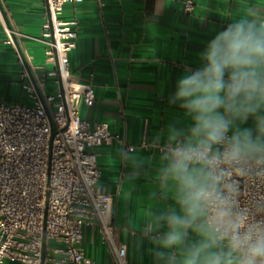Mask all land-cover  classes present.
<instances>
[{
  "label": "crops",
  "instance_id": "crops-1",
  "mask_svg": "<svg viewBox=\"0 0 264 264\" xmlns=\"http://www.w3.org/2000/svg\"><path fill=\"white\" fill-rule=\"evenodd\" d=\"M184 1L82 0L65 3L61 14L63 20L78 22L77 44L69 54L72 79L91 84L95 92L91 106L80 104V115L91 124L108 123L118 135L95 152L98 184L111 194L110 217L118 240L126 245L128 264H156L153 245L141 232L144 215L172 201L160 200L158 193L153 197L155 163L131 178L132 169L120 153L132 147L142 157H158L153 136L183 116L177 105L168 104L178 78L201 66L199 54L232 19L249 7L264 14V0H193L189 13ZM46 17L45 0H0V101L30 102L22 88L30 77L22 76L26 69L15 44L6 43L10 31L40 89L59 90L58 78L48 75L55 64L46 61L44 45L37 40ZM253 124L249 118L245 126ZM81 248L95 264H114L96 222L83 228Z\"/></svg>",
  "mask_w": 264,
  "mask_h": 264
},
{
  "label": "clouds",
  "instance_id": "clouds-1",
  "mask_svg": "<svg viewBox=\"0 0 264 264\" xmlns=\"http://www.w3.org/2000/svg\"><path fill=\"white\" fill-rule=\"evenodd\" d=\"M199 60L168 99L183 116L153 136L158 157L120 153L131 178L155 163L153 197L172 201L141 232L156 264H264V195L251 191L264 185V14L246 9Z\"/></svg>",
  "mask_w": 264,
  "mask_h": 264
},
{
  "label": "built area",
  "instance_id": "built-area-1",
  "mask_svg": "<svg viewBox=\"0 0 264 264\" xmlns=\"http://www.w3.org/2000/svg\"><path fill=\"white\" fill-rule=\"evenodd\" d=\"M80 1L45 0L47 17L37 40L46 61L55 64L48 75L58 78L61 90L45 93L35 80L40 98L23 71L30 102L0 101V264H42L43 231V264H95L81 248L83 228L92 222L114 264H128L126 245L110 217L111 194L98 184L95 152L118 135L106 122L91 124L81 117L80 104L91 106L95 92L91 84L74 81L69 67L78 22L61 14L65 3ZM193 5L185 0L183 10L189 13ZM12 34L7 32L6 43L14 44ZM251 191L264 195V185Z\"/></svg>",
  "mask_w": 264,
  "mask_h": 264
},
{
  "label": "water",
  "instance_id": "water-1",
  "mask_svg": "<svg viewBox=\"0 0 264 264\" xmlns=\"http://www.w3.org/2000/svg\"><path fill=\"white\" fill-rule=\"evenodd\" d=\"M2 15H3L4 20H6V17H5V15H4V13H2ZM11 36H12L13 42H14V44H15V46H16L17 52H18V54H19V56H20V58H21V60H22V62H23V64H24V66H25V69H26V71H27L29 77H30L31 83L33 84V86H34V88H35L37 94H38L39 97L41 98V96H40V92H39V89H38L37 84H36V82H35V79L33 78V75H32V73H31V71H30V69H29V67H28V65H27V63H26V61H25L24 55H23V53H22V51H21V49H20V46H19V44H18V42H17V39H16V37H15L14 34H12ZM59 89L61 90V85H60V83H59ZM50 124H51V127H52V122H51V120H50ZM53 134H54V132L51 133L50 142H51V140H52ZM44 246H45V234H44V231H43V233H42V264H43Z\"/></svg>",
  "mask_w": 264,
  "mask_h": 264
}]
</instances>
